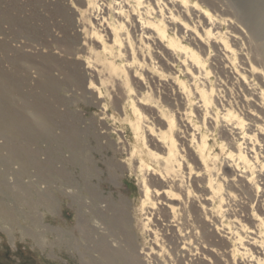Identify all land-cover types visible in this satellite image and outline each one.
<instances>
[{
    "label": "bare ground",
    "instance_id": "bare-ground-1",
    "mask_svg": "<svg viewBox=\"0 0 264 264\" xmlns=\"http://www.w3.org/2000/svg\"><path fill=\"white\" fill-rule=\"evenodd\" d=\"M82 1L83 7L76 11H80L81 15H89V10L94 9L97 13L94 17L95 26L91 30L92 47L82 60V68H79L83 73L77 72L78 86L85 88L89 97L96 99L99 104L105 96L103 88L106 83L112 84L117 91L112 99L116 115L110 111L105 99L101 109L109 112L106 117L113 124L118 123L120 128H117L122 133L127 132V135L124 139L123 135L118 136L117 142L121 144L120 157L123 154L124 160L114 162L112 172L107 175L113 188L117 186V178L125 172L137 181L140 188L137 210L143 216V230L150 233L149 239L154 246L148 251L138 250L133 223L135 220L126 198L116 199L104 194L100 183L93 186L85 182L81 183L83 187L80 188L74 179L77 169L67 168L78 167L82 182L94 171L97 173L93 157H89L87 148L81 145L84 134L93 137L97 143L103 142V133L106 131H99L93 124L85 123L84 128L77 129L74 121L71 122L69 136L67 130H62L51 138L55 154L52 171L56 193L53 192L52 197L48 193L39 194L38 202L46 201L45 205L55 210L61 223L65 220L58 210L62 208L64 199L77 203L75 188L85 190L88 194L85 203L93 213V221L103 224L99 227L102 231L97 245L103 264H145L141 255L152 259L155 264H170L171 261L176 264H212L216 261V239L222 242L226 237L225 233L230 235L228 240L232 241L231 244L228 243L229 247L231 245L229 252L222 250L227 252V256L235 260L238 255H249L253 263L264 264L263 211L258 208L252 210V227L247 226L240 218L247 203L257 202V205L264 207V143L261 144L263 139L260 140L257 136L264 133V120L261 123L246 122V115L234 109L232 104L215 99V88L210 79L215 69L212 65L216 63L218 69L228 75L232 84L238 83V91L250 89L249 93L256 95L259 101H254V104L260 107L261 104L264 105V88L255 85L252 80L254 73L261 69L252 62H248L246 66L243 62L242 65L235 63L238 51L233 47L229 37L231 34L226 35L224 27H221L226 21L231 23L230 18L220 16L202 0H108L104 5L98 3V0ZM248 2L256 4L255 7L237 20L247 28L252 39H262L264 0ZM135 36L138 37V45ZM206 48L208 52L205 53ZM212 51L213 63L208 65ZM154 59L157 61L154 62ZM174 60L183 68L176 69L177 74L171 78V73L165 68L169 61ZM47 61L43 58L41 64L49 66ZM38 74L44 79L41 85L52 87L47 78L50 76L47 70L42 69ZM80 75L87 77L88 85H83ZM5 79L0 75L2 82ZM156 80L165 84L166 93L162 99L158 94H153V83ZM118 81L122 82L126 91L120 100L115 96L122 92ZM167 88L179 93L171 100L176 105L181 103L182 95V113L179 112L180 107L171 104ZM10 89L9 85L0 86V96H9ZM12 104L7 105V113L3 114L0 128L11 135L28 131L30 128L25 121L19 120L18 111H13ZM36 107L35 117L44 114V106ZM195 107L201 110L200 117L194 114ZM180 115L185 117L186 124H178L177 118L180 119ZM60 117L61 120H66L64 116ZM37 124L40 121H36ZM44 130L45 128L40 129L38 133L48 137ZM176 131L183 133L181 137L189 136L188 146L200 165L197 170L194 171L190 162L186 161L187 146L179 140ZM210 136L214 143L210 142ZM111 144L113 143L110 141L109 145ZM214 144L218 145L223 154V166L232 169L230 179L223 173L219 175V155L213 148ZM12 148L23 151L17 145H12ZM27 156L25 153L20 158L26 160ZM18 164L17 169L22 171L25 166ZM18 170L12 173L13 176ZM39 186L43 188L40 183ZM197 188L204 190V193H199ZM241 195L245 198L244 202ZM10 196L20 198L16 193H10ZM80 214L77 222H85L86 219ZM0 217L5 221L12 220L1 202ZM235 223L236 226L233 225ZM54 232V245L59 248L67 243L68 232L63 227L55 226ZM247 232L252 236L248 237ZM223 243L226 244L225 241ZM196 250H200L201 256L194 262L191 257ZM186 260L189 262L185 263Z\"/></svg>",
    "mask_w": 264,
    "mask_h": 264
},
{
    "label": "rangeland",
    "instance_id": "rangeland-1",
    "mask_svg": "<svg viewBox=\"0 0 264 264\" xmlns=\"http://www.w3.org/2000/svg\"><path fill=\"white\" fill-rule=\"evenodd\" d=\"M107 1L98 0V3H103L104 5ZM203 1L207 3V6L212 9L214 8V11L220 16L230 18L231 23L226 21L221 27H224L226 35L231 34L229 37L233 42V47L238 51L235 63L242 65L243 62L246 66L248 62H252L259 67L261 73H254L252 80L255 85L264 88V38L258 40L252 39L247 28L243 27L237 20L241 16L244 17L256 4L249 3L248 0ZM82 4V0H0V75L6 77L3 82L0 80V86L9 85L11 88L10 98L7 95L6 97H3V95L0 96V124H2L4 119L3 114L7 113V105L13 103L11 106L13 111H18L17 115L19 116V120L22 122L25 121L28 128H30L28 131H23L20 134L14 133L13 135L9 132L7 133V130H4V128H0V202L12 219L11 221H5L4 218L1 219L0 217V264H103L100 261L97 248L102 231L99 227L103 224L102 222L93 221V213L85 203L88 194L85 190H78L83 187L81 183L85 182L93 186L94 184L100 183L104 194L111 196V198H126L130 203V210L135 220L133 223L136 232L135 242L138 250L145 249V251H148L150 247L154 246L149 239L151 237L150 233L143 230V216L137 210L139 207L138 193L140 192L137 181L128 175V172H125L124 175L117 178V186L113 188L110 184L111 180L107 175L108 172H112L114 162L124 160L123 154L120 157L121 144L117 142L118 136L122 137L123 135L122 138L124 139L127 135V132L122 133V130L120 131L117 128L119 127L118 123L113 124L106 117L109 112L106 113L101 109L105 99L108 101L110 111L116 115V110L112 108V99L114 93L117 91L112 84L109 82L106 83V86L103 88L105 96L99 104L96 102V99L89 97L85 88L78 86V80L76 79L77 72H82L79 69L82 68V60L86 58L88 49L92 47L91 30L93 25L95 26L96 20L94 17H96L95 13H97L94 9H90L89 15H81L80 11H76V9L83 7ZM103 5H100V7H103ZM134 39L138 45V37L135 36ZM95 48L99 50V48ZM137 52L139 55V49ZM206 52H208L207 48L205 49ZM213 53L214 51L209 56L208 65H212L211 62L213 63ZM156 54L160 57L159 53ZM43 58L48 60L49 66L47 64H41ZM146 61L149 63L147 56ZM156 61L157 59H154V62ZM215 65H212L215 69L210 75L211 83L215 88V96L217 97L215 99H219L224 103L228 102L230 105L232 104L234 109L240 110L246 115V118H248L246 122L261 123V120H264V105L261 104L260 107V105L254 104V101L257 103L259 101L256 95L249 93L251 92L250 89L246 90L245 88L244 91H238V83L232 84L228 75L226 76V73L220 70V68L218 69L216 63ZM96 67L98 68V66ZM166 67V71L171 73V78L177 74L176 69L183 68L176 60L169 61ZM42 69L47 70L50 74L47 77L52 85L50 88L41 85L44 79L38 73ZM245 74L249 75L248 72ZM184 75L186 76L187 74ZM80 77L83 80V85H88L87 77L84 75H80ZM95 82L97 85L99 84L97 75H95ZM155 82L153 83V94L155 96L159 95V98L162 99L165 95L164 93H166L165 84L162 81L156 80ZM206 84L208 85L209 83ZM118 85L122 92L121 94L117 93L115 96L120 100L126 91L121 81H118ZM167 89V93L170 94L169 96L171 98L169 100L173 101L172 97L175 98V95L179 93H175L177 91H172L171 88ZM172 101L171 104L173 106L180 107V110L184 108L182 95L180 104L177 103L178 105H176ZM39 105L44 106L45 112L39 115L41 117L37 116V118L35 117V111L37 110L36 106ZM199 110L195 107L194 114L196 113L195 115L198 114L197 116L200 117L201 110ZM179 112L182 113V110ZM31 115L32 118L30 117ZM59 115L64 116L66 120H61ZM184 119L185 117L180 115V119L177 118V121H179L178 124H186ZM36 121H40V124L36 125ZM74 121L77 129L84 128L85 123H90L97 127L99 131L105 130L106 132L103 133L105 137L102 143L95 142V139L91 136H87L86 134L82 135L83 140L81 145L87 148L89 157H93L92 159L95 163L97 173L94 171L88 177H85L84 182H82L78 167L72 168L67 166L68 169H77L74 173V179L77 181L76 185L80 188H75L77 203H72L66 198L64 199L62 208L58 212L63 214L65 221H61L60 223L55 210L52 208L49 209L50 206L45 205L47 203L46 201L38 202L37 199L39 194L48 193L52 197L53 192L54 194L56 193L52 171L55 154L51 138L62 130H67L69 136L72 128L71 122ZM44 128L48 137H43L38 133V130ZM181 130H183L182 127ZM176 134L179 140L183 141L186 144L185 146H187L186 161L190 162L194 171L197 170L200 168V165L197 164L198 161L188 146L189 136L184 135L185 138L181 137L183 133L178 131H176ZM257 136L260 140L263 139V142H261L263 144L264 133H259ZM209 140L211 143L213 142L212 136L209 137ZM110 141L113 144L109 145ZM12 145L22 147L23 151L14 150ZM114 147L116 148L115 150ZM217 147L218 145H213L214 150L219 155V175L223 173L227 179H230L232 169L223 166V154L220 152L219 147ZM24 152L28 155L27 159H24L25 161L20 158L25 154ZM18 163L25 166V168H22V171L17 169V167L19 168ZM15 170H18V172L13 176L12 173ZM35 181H38V183L35 184ZM39 183L43 188L39 186ZM62 188L64 190L66 189L64 186ZM197 190L199 193H204L202 189L197 188ZM10 193H16L23 199H14L10 196ZM241 200L243 202L245 200L242 195ZM245 205L240 218L244 220L243 222L247 226L251 225L252 227L254 223L251 216L252 210L258 208L259 211H263L264 213V207L257 205V202L247 203ZM80 211L82 218L84 220L86 219L85 222H77ZM9 222L13 223L9 224ZM233 225L236 226L237 224L235 223ZM55 226L63 227L68 232L66 233V237L69 240L59 248L54 245L56 238L54 232ZM246 234L248 237L250 235L252 236L250 232ZM225 236L221 238H223L222 240L227 245L223 241L221 242L220 239H216V248L218 251L216 250V261L212 264H222L223 262V264H255L253 260L249 259V255L248 257L247 255H238L235 260L227 256V252L231 248L229 244L232 241L230 239L228 240L230 235L225 233ZM248 237L245 239H248ZM222 250L227 252H222ZM141 256L145 259V264H155L152 259L144 257V255ZM192 256L191 260L194 262L195 260L197 261L198 257L201 256L200 250L194 251ZM157 258L161 259L160 256H157ZM188 262L189 260L185 261V263ZM170 264L176 263L171 261Z\"/></svg>",
    "mask_w": 264,
    "mask_h": 264
}]
</instances>
